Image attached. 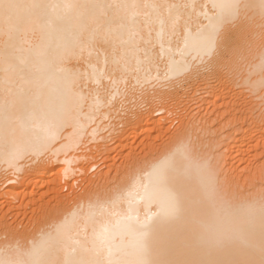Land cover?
Instances as JSON below:
<instances>
[{
  "label": "bare ground",
  "instance_id": "1",
  "mask_svg": "<svg viewBox=\"0 0 264 264\" xmlns=\"http://www.w3.org/2000/svg\"><path fill=\"white\" fill-rule=\"evenodd\" d=\"M15 2L29 7L16 27L0 19V259L105 261L107 248L97 241L104 227L131 253L124 220H156L161 205L148 197L162 172L163 188L178 196L182 211L175 220H156L153 241L161 242L152 244L150 258L259 264L258 0H238L247 7L226 25L210 69L194 47L185 49L184 38L189 32L195 41L208 23L203 5L211 15L213 0ZM73 74L82 109L45 143L33 125L68 108ZM172 115L174 129L167 125ZM208 169L223 200L205 187ZM55 225L61 235L53 242ZM205 230L232 238L219 249L170 247Z\"/></svg>",
  "mask_w": 264,
  "mask_h": 264
},
{
  "label": "snow or ice",
  "instance_id": "2",
  "mask_svg": "<svg viewBox=\"0 0 264 264\" xmlns=\"http://www.w3.org/2000/svg\"><path fill=\"white\" fill-rule=\"evenodd\" d=\"M29 7L16 3L15 0H0V19L5 25L16 27L20 20V10ZM147 7V5H146ZM155 7V6H152ZM176 5H171L169 8H175ZM183 7L192 8L195 10V4H186ZM205 12L204 17L208 23L201 25L198 29L195 41H191V34L185 33L184 47L188 49L194 47L203 58H207V66L210 69L213 60L217 57V49L221 40V36L225 30L226 25L234 23L240 16L242 7L238 0H213L211 4L212 14H208V5H203ZM258 7L261 14V32H260V68L264 73V0H258ZM64 71V69H61ZM79 76L73 74L67 82V87L70 93L69 106L66 110L61 112H50L45 117L37 121L33 128L37 132V139L51 143L58 136L61 127L69 120L76 119L83 106L84 98L75 91L78 86ZM261 84L264 85V76H262ZM21 150L15 149L12 154V165L20 157ZM166 181V176L161 172L157 176V181L152 187L149 194V199L157 200L161 205V211L156 217V220L166 223L177 219L181 214V204L176 194L168 192L163 188ZM204 183L206 189L213 195L223 200L224 193H222L216 185L214 174L210 169L205 173ZM145 191H148L147 186ZM163 193V195H161ZM260 236H261V259L259 264H264V189L260 193ZM156 220L153 217H147L141 221L139 217H133L129 214L124 220L123 234L131 237L132 251L129 253L120 245L115 243V237L110 234L109 229L104 227L97 234V241L101 247L107 248L108 258L105 261H72L65 259L63 264H255L253 261H230V260H215V259H166L151 257L152 244L160 243L157 238L153 241L154 225ZM53 233L49 234V239L55 242L61 235V228L59 225L53 226ZM231 235L227 232L205 230L200 233L192 231L186 235L183 240L171 244L172 248L193 247L196 250L202 249H219L226 245L231 240ZM131 257V258H129ZM0 264H57V262L46 259H0Z\"/></svg>",
  "mask_w": 264,
  "mask_h": 264
},
{
  "label": "rangeland",
  "instance_id": "3",
  "mask_svg": "<svg viewBox=\"0 0 264 264\" xmlns=\"http://www.w3.org/2000/svg\"><path fill=\"white\" fill-rule=\"evenodd\" d=\"M181 112H182V111H181ZM183 112H184V111H183ZM183 112H182V113H183ZM184 113H185V112H184ZM173 115H174V114H173ZM173 115H172V116H173ZM172 116H171V117H172ZM175 116H176V115H175ZM175 116H173V118H171L170 120H168V123H169V124H167V125H169L171 129H172V128L174 129V128L177 126L176 124H178V121H177V119H176ZM174 121L177 122V123H175ZM170 122H171V123H170ZM172 123H173V124H172ZM174 125H175V126H174ZM139 137H142V136L139 135ZM139 137L136 138L137 140H136L135 142H137V141H139V139H141V138H139ZM91 144L93 145L94 143L92 142ZM109 145H110V147H109L108 149L111 150V147H112L111 145H113V144H109ZM109 145H108V146H109ZM113 147H114V145H113ZM113 147H112V149H113ZM108 149H107V151H104V152H103V154L106 153V155H104V156H109V154L111 155L112 150H111V151L109 150V152H108ZM105 150H106V149H105ZM107 153H109V154H107ZM118 158H119L118 160H120V158H122V156H119ZM258 159H259V158H258ZM99 160H100V159H99ZM99 160H98L97 163H96V165H97V170H98L100 167H102V166H98V165H100V163H99L100 161H99ZM260 160H261V158H260ZM93 162H94V161H92V163H93ZM95 170H96V169H95Z\"/></svg>",
  "mask_w": 264,
  "mask_h": 264
}]
</instances>
